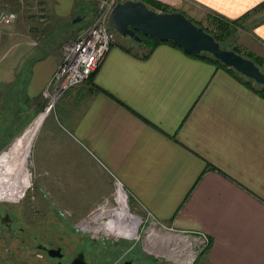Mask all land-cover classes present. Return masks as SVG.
<instances>
[{
  "label": "crops",
  "instance_id": "crops-1",
  "mask_svg": "<svg viewBox=\"0 0 264 264\" xmlns=\"http://www.w3.org/2000/svg\"><path fill=\"white\" fill-rule=\"evenodd\" d=\"M97 1L0 0V10L17 15L0 26L3 55L19 48L0 78L9 104L37 107L61 60L51 30L71 28ZM150 1L187 19L228 20L264 2ZM251 35L264 46V18ZM154 45L147 52L120 36L90 79L57 99L28 152L35 191L58 209L68 202L74 210L61 211L78 223L118 181L136 212L207 236L194 264H264V99L219 65Z\"/></svg>",
  "mask_w": 264,
  "mask_h": 264
},
{
  "label": "rangeland",
  "instance_id": "rangeland-1",
  "mask_svg": "<svg viewBox=\"0 0 264 264\" xmlns=\"http://www.w3.org/2000/svg\"><path fill=\"white\" fill-rule=\"evenodd\" d=\"M91 9H89V12L87 13V16H84L79 22H77L75 25L71 28H63L59 29V34H57L58 28H53L51 31L53 35H55L53 38H56L58 41L57 46L60 49L61 56H62V48L64 44L72 39L74 37V34L76 33V30L85 24L90 20L92 17V14L94 13V9H96V2L91 3ZM87 10V9H86ZM213 15V14H212ZM211 14L206 13H198L194 17H192L191 20L194 24L201 27L202 30L209 32L210 34H215L218 39L220 46L223 49L232 50L238 55H241L248 59H255L260 67V70L264 73V46L261 45L258 41L254 39L251 35V28L253 27L254 23L262 18H264V8H262L260 11L253 13L252 15H248L246 18L242 20H238L236 23H228L222 22L218 19L213 18ZM187 18V17H186ZM1 26V25H0ZM4 26V25H3ZM45 29V28H44ZM47 29V26H46ZM44 31V30H43ZM46 31V30H45ZM44 31V32H45ZM42 32V31H41ZM51 33V34H52ZM42 34V33H41ZM73 34V35H72ZM73 36L71 38V36ZM118 38H120V35L116 32L114 33V40L115 42ZM129 39V38H128ZM19 50V48H15L11 53L7 52L5 55V49L0 47V78L4 75L5 70L9 68V66L12 63H16V51ZM13 65V64H12ZM58 65V64H57ZM90 78V77H89ZM88 78V80H89ZM87 80V81H88ZM86 82V81H85ZM83 82V83H85ZM81 83V84H83ZM255 87H260L261 85H258L254 82H252ZM79 84V85H81ZM76 85V86H79ZM2 82H0V134L5 133L6 130L7 133H10V144L7 145L10 147V145L14 142L15 139H17L19 136H21L25 130L31 126L33 121L40 115L44 114L43 117H45L48 113H51L53 109L55 108V104L63 94L60 96H57L56 99L51 100V95L49 92L46 93L45 96L42 97L40 103L37 104V107H23L20 105V102H15L14 104H9V101H6L3 97L4 94H2ZM75 87V86H74ZM73 88V87H72ZM49 93V94H48ZM16 99H18L16 97ZM54 101V102H53ZM41 104V105H40ZM49 108V109H48ZM39 126V125H38ZM38 128V127H37ZM37 131V129H36ZM36 131L32 137L34 138ZM8 136V134H7ZM30 143L29 151L31 148L32 140ZM28 151V152H29ZM29 159V153L28 157ZM27 159V160H28ZM29 164V163H28ZM33 180L29 177V186L25 190L24 196H21V198H17L19 202L26 201L27 204H30L31 209L33 210L32 214L36 215H45L46 210L48 209L47 203H42V198L38 191L36 190V187L33 186ZM32 183V185H31ZM115 186V185H114ZM114 191L110 195L109 198H107L105 201L98 204V207L92 209L90 213H88L87 216H83L80 219V222L82 221H88L89 217H91V220L89 221V226H93L95 222V212H98L100 210L107 212L113 211L115 209H119V215L123 216V214H133L139 218L138 230L137 231V238H130L129 235L127 236H121L117 237L112 232H103V231H97L94 232L93 230H90V228H85L87 231L91 233L94 238H107V240H114L115 243H120L124 248L128 247L129 245L136 244L135 249L137 248L141 254L151 255L155 260L157 261V264H175L171 262L172 259L167 257V254H170L174 251H177L178 249H181L184 247V243L180 240H178V236H173L171 234L168 235L167 229H164L160 224H157V222L152 219L149 215H147L144 212L139 213L136 212L132 206L130 201L127 202V197L124 199L126 200V204L123 202L122 194H120L119 199H115V196L117 194L116 187H113ZM67 194V193H66ZM39 196V197H38ZM47 196V195H46ZM67 197V196H66ZM17 200L16 198H10V200ZM115 199V200H114ZM54 204V203H53ZM125 205V207H124ZM65 206V207H64ZM55 207L57 205L55 204ZM62 208V209H61ZM126 208V209H125ZM68 209L71 211L74 210L73 207H70L68 205V202H63V207H59V210H62L65 214L68 213ZM78 210V209H76ZM84 210V209H79ZM128 211V213H126ZM123 213V214H121ZM119 215L118 218L119 219ZM134 218L132 216V219L134 222L131 223L128 218H126L125 222L130 223L129 228L135 227V222H138V218ZM107 218L105 216H101V219L97 221V223L102 222L106 220ZM118 220H115L113 223L117 222ZM77 223V222H76ZM127 224V223H126ZM88 225V223L84 224ZM88 226V227H89ZM137 228V227H136ZM150 234V240L152 241V244L149 243L145 237ZM124 237V238H123ZM177 237V238H176ZM172 238V240H170ZM117 240V241H116ZM133 246V245H132ZM142 248V249H141ZM144 250V251H141ZM200 255H198L199 257ZM196 257V259H198ZM168 258V260H167ZM143 264H147L146 262H141ZM195 263V260L193 264ZM154 264V263H152Z\"/></svg>",
  "mask_w": 264,
  "mask_h": 264
},
{
  "label": "flooded vegetation",
  "instance_id": "flooded-vegetation-1",
  "mask_svg": "<svg viewBox=\"0 0 264 264\" xmlns=\"http://www.w3.org/2000/svg\"><path fill=\"white\" fill-rule=\"evenodd\" d=\"M9 140L10 134H0V155L9 150ZM26 168L35 186L28 160ZM38 193L42 203L48 205L43 216L32 214L26 201L0 198V264H157L151 255L135 249L136 244L124 248L117 240L115 243L113 239L94 238L86 230L91 228V217L76 223L56 208L45 193Z\"/></svg>",
  "mask_w": 264,
  "mask_h": 264
},
{
  "label": "built area",
  "instance_id": "built-area-1",
  "mask_svg": "<svg viewBox=\"0 0 264 264\" xmlns=\"http://www.w3.org/2000/svg\"><path fill=\"white\" fill-rule=\"evenodd\" d=\"M116 2L117 0H99L96 2V9H94L91 19L87 24L80 26L74 37L64 44L61 60L53 74H51L46 87H44L43 96L49 92L51 95L50 101H52L68 89L87 81L93 72L97 70L102 59L114 43L115 31L109 27L107 21L111 8L114 7ZM16 18L15 13L6 9L0 10V25L10 26ZM120 186L121 184L115 181L116 192H118V188L123 191ZM117 196L118 193L115 199H117ZM124 197L126 198V194H124ZM124 199L123 202L126 204ZM167 233L170 236L171 234L178 236V240L184 243V247L177 250L181 253L180 260H171L175 264H193L196 257L204 252L208 245L207 236L201 232L192 234L168 230Z\"/></svg>",
  "mask_w": 264,
  "mask_h": 264
},
{
  "label": "water",
  "instance_id": "water-1",
  "mask_svg": "<svg viewBox=\"0 0 264 264\" xmlns=\"http://www.w3.org/2000/svg\"><path fill=\"white\" fill-rule=\"evenodd\" d=\"M111 9L107 22L122 37L140 42L142 35L171 42L189 56L207 53L248 80L264 85V73L251 59L221 48L212 35L180 12H157L140 0L118 1ZM80 20L76 17L73 23Z\"/></svg>",
  "mask_w": 264,
  "mask_h": 264
},
{
  "label": "bare ground",
  "instance_id": "bare-ground-1",
  "mask_svg": "<svg viewBox=\"0 0 264 264\" xmlns=\"http://www.w3.org/2000/svg\"><path fill=\"white\" fill-rule=\"evenodd\" d=\"M44 114H40L29 126L25 132L19 136L17 139L14 140V142L11 144L10 148L6 152H2L0 155V198L1 199H10V198H21V196L24 194V190L27 189L29 186V175L26 168L27 163V157H28V151L31 143V139L37 129V126L39 125L41 119L43 118ZM118 196L116 197L119 199L120 194H124V192L118 188ZM125 197H123L124 199ZM116 199V200H117ZM122 199V200H123ZM125 207V205H124ZM126 209V208H125ZM119 209H115L110 212H105L103 210H100L98 212H95L94 217V225L90 226L91 230L94 232L97 231H103V232H112L117 237L121 236H127L129 235L130 238H134L137 236L138 230V223L139 218L133 214H129L128 211L123 214V216L119 215ZM119 215V219L118 218ZM101 216H105L107 219L97 223L99 219H101ZM138 218V222H135V227L129 228L128 222L124 221L126 218L129 220H132L130 218ZM115 220H118L117 222L113 223ZM133 223L134 221H130ZM127 223V224H126ZM137 227V228H136ZM150 234L145 237L149 241V243L152 244L153 240H150ZM181 253L178 251H174L170 254H167L168 258H171L175 261L180 260Z\"/></svg>",
  "mask_w": 264,
  "mask_h": 264
},
{
  "label": "trees",
  "instance_id": "trees-1",
  "mask_svg": "<svg viewBox=\"0 0 264 264\" xmlns=\"http://www.w3.org/2000/svg\"><path fill=\"white\" fill-rule=\"evenodd\" d=\"M142 1V0H141ZM144 2H147V3H153V4H156L157 5V7H159L160 8V10H161V12H166L165 10V7L164 6H162V5H160V4H157V3H154L153 1H150V0H143ZM142 1V2H143ZM262 8H264V2H261L259 5H257V6H255L254 8H252V10H249V11H247L246 13H244L243 15H241V17H239V18H237V19H234V20H228L227 18L225 19V18H223V17H220V16H218V15H212L213 16V18H215V19H218V20H220V21H222V22H226V24H227V22L228 23H236L238 20H242V19H244V18H246L248 15H252L253 13H255V12H258V11H260ZM93 15V14H92ZM91 19V18H90ZM261 20H263V18L262 19H260V20H258V21H256L254 24H256L257 22H259V21H261ZM204 31V30H203ZM206 32V31H205ZM207 33H209V32H207ZM210 34V33H209ZM210 35H212L213 37H214V39L216 40V42L217 43H219L220 41H219V39H218V37L215 35V34H210ZM159 42H161V41H158V40H156V39H152V38H150V37H147V36H142L141 35V41L140 42H137V43H139V45H142V46H145L146 48H147V52H149V51H151L153 48H154V44H157V43H159ZM169 43H171V42H169ZM172 45H173V43H172ZM219 45H220V43H219ZM221 47V46H220ZM222 48V47H221ZM187 55H189V54H187ZM191 57H197V58H203L204 60H206V61H209V62H211V63H213V64H215V66L216 65H219V66H221L222 68H225L226 70H229V72L231 73V74H233L235 77H237L238 78V80H240V81H242L247 87H249V88H252V90L254 91V93H257L260 97H262L263 99H264V85H261L260 87H252L251 86V83L253 82V81H251V80H247V79H245L243 76H241L240 74H238L237 72H235L234 70H232L231 68H227L226 66H224V65H222L218 60H216V59H214L212 56H210L209 54H207V53H201V54H199V55H190ZM189 56V57H190ZM252 61H253V63H255L256 64V66L258 67V65H259V63L255 60V59H251ZM260 68V67H259ZM90 79V78H89Z\"/></svg>",
  "mask_w": 264,
  "mask_h": 264
}]
</instances>
